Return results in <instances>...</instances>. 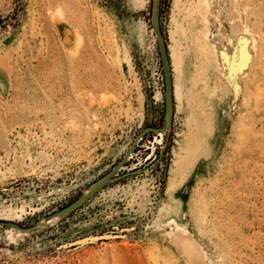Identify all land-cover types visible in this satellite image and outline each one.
<instances>
[{
	"label": "rangeland",
	"instance_id": "374dc122",
	"mask_svg": "<svg viewBox=\"0 0 264 264\" xmlns=\"http://www.w3.org/2000/svg\"><path fill=\"white\" fill-rule=\"evenodd\" d=\"M0 264H264V0H0Z\"/></svg>",
	"mask_w": 264,
	"mask_h": 264
},
{
	"label": "bare ground",
	"instance_id": "6f19581e",
	"mask_svg": "<svg viewBox=\"0 0 264 264\" xmlns=\"http://www.w3.org/2000/svg\"><path fill=\"white\" fill-rule=\"evenodd\" d=\"M158 3V0H156V4ZM155 26H158V10H157V5H156V7H155V9H154V12H153V27H154V30H155ZM207 34V33H206ZM205 34V35H206ZM209 35V34H208ZM205 37V36H204ZM245 39V37L243 38V40ZM246 40H248V37H246ZM253 41V40H252ZM242 42H244V41H242ZM241 42V43H242ZM248 42V41H247ZM246 42V43H247ZM246 43H244L243 45H245V46H248ZM249 43H250V41H249ZM248 43V44H249ZM217 48V47H216ZM247 48V47H246ZM246 48H243L242 49V56H243V58H242V60L241 61H237L238 59L237 58H239V57H235V58H232V57H230V55H228L227 54V52H226V49H221V54L223 55V57H224V60H226L227 61V63H228V65H229V68H230V70H232V72H236L237 70H239V69H241L243 66H244V64L247 62V58H248V56H249V53H248V51H247V49ZM218 49V48H217ZM216 49V50H217ZM239 52V51H238ZM240 53V52H239ZM235 56V55H234ZM233 56V57H234ZM240 59H241V57H240ZM239 59V60H240ZM177 97H179V93H177ZM171 114H172V106H171V104L169 103V106H168V109H167V116H166V119H167V127H170V124H171ZM189 143V142H188ZM186 146H188V145H186ZM186 146L184 147L185 149H186ZM189 147V146H188ZM183 149V148H182ZM185 152V151H184ZM187 152V151H186ZM190 152V151H189ZM132 157V156H131ZM130 157V158H131ZM188 163H187V159H186V155L185 154H182V152H180V155H179V157H178V159H177V161H176V163H175V169L173 170V173H174V180L172 181V183H170L171 185V188L172 187H174L175 185H176V178L178 177V176H180L181 174H182V172H184L185 171V168H186V165H187ZM110 177H111V174H108L104 179H102L98 184H96L95 186H93L90 190H88L87 191V193L82 197V198H80L79 199V201H78V203L77 204H75V205H69L67 208H65V209H63L62 211H60V212H58V214L55 216V217H63V216H65V215H67L68 213H70V212H72V210L74 209V207L75 206H80L89 196H91L92 194H94L98 189H100L103 185H105L106 184V182L110 179ZM11 226H13V225H11ZM42 226V225H41ZM16 227V226H15ZM18 228V227H17ZM19 229H21V228H19ZM179 229V228H178ZM21 230H24V229H21ZM24 231H27L26 229L24 230ZM16 232H19V233H22V232H20L19 230H16ZM27 232H29V231H27ZM9 236H10V238H12V239H14L15 238V233H13V232H10V234H9ZM88 239H92V240H95V239H97V238H88ZM88 239H85L84 241H87ZM91 240V241H92ZM189 244V243H188ZM190 245V244H189ZM188 245V246H189ZM187 246V245H186ZM187 246V247H188ZM187 247H185V248H187ZM186 250V249H185ZM189 254V253H188Z\"/></svg>",
	"mask_w": 264,
	"mask_h": 264
},
{
	"label": "water",
	"instance_id": "95a60500",
	"mask_svg": "<svg viewBox=\"0 0 264 264\" xmlns=\"http://www.w3.org/2000/svg\"><path fill=\"white\" fill-rule=\"evenodd\" d=\"M158 3H159V0H158ZM158 7V6H157ZM155 33L157 35V39H158V42H159V47H160V52H161V58H162V62H163V66H164V70H165V77H166V89H167V103H168V106H169V103L171 104L172 106V94H173V83H172V73H171V67H170V62H169V59H168V52H167V47H166V44L164 42V39H163V36L161 34V31H160V27H159V23H158V26H155ZM171 121H172V114H171ZM129 154L130 152L127 153V155L124 157V160H126L128 157H129ZM123 160V161H124ZM121 165V164H120ZM120 165L117 166V168H115V170L110 173L111 176L113 175V173L120 168ZM79 200H77L76 202H74L73 204H70L71 206L72 205H75L78 203ZM77 207L79 206H75L74 209H76ZM67 208V207H66ZM73 209V210H74ZM72 210V211H73ZM4 224H9V225H13V226H16L18 227V225L16 223H8V222H5ZM19 228V227H18ZM35 227H31V228H26L27 231H31L32 229H34ZM25 230V229H24Z\"/></svg>",
	"mask_w": 264,
	"mask_h": 264
}]
</instances>
